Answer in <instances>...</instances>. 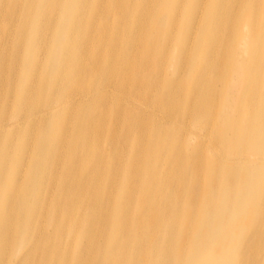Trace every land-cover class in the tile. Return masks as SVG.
Masks as SVG:
<instances>
[{
  "label": "bare ground",
  "instance_id": "obj_1",
  "mask_svg": "<svg viewBox=\"0 0 264 264\" xmlns=\"http://www.w3.org/2000/svg\"><path fill=\"white\" fill-rule=\"evenodd\" d=\"M165 141L194 144L195 172L210 170L195 182L208 218L192 225L206 248L182 264H236L246 229L264 230V0H0V264L15 241L26 253L10 264H83L74 249L53 256L32 220L72 223L84 188L97 203L109 184L125 227L142 229L163 196L148 161ZM120 233L115 220L107 261L90 264H135Z\"/></svg>",
  "mask_w": 264,
  "mask_h": 264
},
{
  "label": "rangeland",
  "instance_id": "obj_2",
  "mask_svg": "<svg viewBox=\"0 0 264 264\" xmlns=\"http://www.w3.org/2000/svg\"><path fill=\"white\" fill-rule=\"evenodd\" d=\"M101 13L102 9L98 11V18L103 19L104 15L102 16ZM115 125L120 138L124 139L125 135H122L123 127L120 126L122 125L120 118L115 119ZM148 133L149 131H144V134L147 135ZM144 140L146 145H151L153 142V139L149 137ZM180 151H183V153L180 154ZM158 155V160L153 159L148 161L154 167L153 169L156 170L157 180L160 183L157 189L163 190V196L158 202L154 197L151 214L155 217L153 220L143 221V228L140 230L135 228L129 230L125 227V220L120 218L117 205L113 204L116 199L114 194L115 189L111 188L109 184L104 187L105 194L103 192L102 196L97 199V203L93 201L92 189L84 188L83 190H76L74 191V195H72V202L69 204L70 207L74 208V220L72 223H68L65 219L61 218L63 214L60 211L53 214L48 213V216L42 215L44 218L41 217V219L34 218L32 220H38L44 226L42 231L45 230V233H48L45 243L49 246L52 245L54 248L53 256L60 257L62 253H71V250L73 251L74 249V255L77 252L82 255L84 259L83 264H90L91 259L97 262L107 261L103 251L107 241L106 231L108 226L116 220V224L121 232L118 235V242L121 245V253L119 252V254L122 257L126 258L133 255L137 262L135 264H141L142 258L141 261L139 258L143 254H146V263L153 264L152 254L159 252L160 254L155 262L165 264L166 260L163 258L164 252L170 250L173 264H182L183 259L191 253L194 246L196 230L192 226L193 223L200 221V219L201 221H206V218H208L204 215L197 216L198 210L202 207L200 202L201 194L204 190H200L195 182L199 181L201 183L202 176V179H205L209 175L210 170L204 169L201 175L195 172L196 167L201 163L198 160L202 159H199L195 145L192 143L181 145L180 142L172 141V144L169 145V141H165L163 148L160 152L158 151ZM127 156L128 154L125 152L124 158H127ZM180 160L185 161L184 170H181ZM153 169L148 168L146 175L152 176ZM134 170L137 172V168L134 167ZM172 191L179 192L181 196L179 198L173 196ZM109 216L115 217V219H108ZM73 223L74 233H71L67 230V227L73 225ZM253 226L250 229H246L247 233L242 234V243L238 246L239 253L237 254L236 264H264V230L252 229ZM136 231L144 233L142 234V241L139 243L134 234ZM32 232L33 229L31 230ZM38 233H41L39 244L42 245L41 242L44 241L45 236L42 232L36 233L34 231L31 239L34 240ZM213 234L201 237H205L207 240L213 239L215 237ZM225 236L227 237V235L223 234L222 230L218 238L220 240ZM81 242H83V248L79 251L77 247ZM15 245L17 246V241L14 243V248L11 247L3 257L2 264H5V261L10 264L11 260H16L20 258L21 254L26 253V248L23 250L19 249L20 251H18ZM201 245L204 249L206 248L203 242L195 244L194 247L199 248ZM65 246L68 248L63 250ZM216 247L212 245L209 248H212L213 252ZM41 251L39 250V256ZM11 254L12 258L11 256L9 258L8 256ZM36 262L37 259L34 260V263ZM202 262H204L202 259L194 260V264Z\"/></svg>",
  "mask_w": 264,
  "mask_h": 264
}]
</instances>
